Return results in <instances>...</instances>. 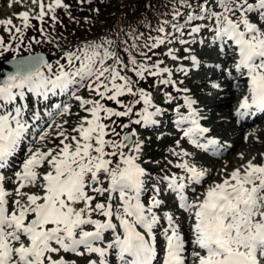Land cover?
Masks as SVG:
<instances>
[{
    "label": "snow or ice",
    "instance_id": "1",
    "mask_svg": "<svg viewBox=\"0 0 264 264\" xmlns=\"http://www.w3.org/2000/svg\"><path fill=\"white\" fill-rule=\"evenodd\" d=\"M32 2L39 3V0ZM177 3L187 12L173 4L171 20H163L155 29L158 34L148 35L142 44L133 42L130 47L137 54L126 48V60L114 49L106 47L111 46L112 41H93L75 51H64L67 64L58 62L56 72L42 55H29L19 59L15 70L0 79V168L16 151L26 131V124L20 118L21 107L9 109L18 99L24 98L25 89L47 95L57 89L65 92L73 86L84 87L88 81L87 88L98 97L75 96L89 115L82 117L73 130L78 136L65 137L72 143L62 140L63 147L55 155L51 150H37L23 162L22 172L17 173L21 183L15 191L26 197L25 203L17 199L13 202L15 207L10 208L6 199L8 193L0 183V264H67L63 257L53 259L51 254L61 249L76 252L80 245H84L88 253L98 254L99 259L89 260V264H107L106 253L114 247L118 248L122 259L126 255L131 257L125 264H153L156 255L154 229L161 220L153 209L162 201L153 197L147 209L141 202L146 172L137 160L143 140L133 139L138 134L131 126L155 124L154 117L161 113L153 103L151 92L139 86L140 81L156 78V85H176L172 79L173 69L163 66L161 59L153 60L161 46L196 43L195 34L205 28L214 33L213 43L218 40L234 43L236 48L233 50L239 57L235 68L248 79L249 95L243 97L240 108L255 106L264 110V27L251 18L256 15L259 20H264V0H212L219 11L210 0H177ZM61 6L67 7L63 0H53L47 7L54 12ZM39 7L36 19L43 20L44 5L39 3ZM185 14L187 19L183 23L176 22ZM18 15L23 18L24 27H28L29 13ZM205 20L214 21V24L193 23ZM0 24L11 25L12 21L0 20ZM185 29H189L187 36L190 39L184 38ZM6 30L11 32L12 29ZM15 31L19 37L13 36V39L23 40L21 29L16 27ZM199 43L203 44L204 40ZM3 47L4 40L0 37V48ZM184 51L190 53L184 59H191L193 67H198L199 61L191 54V49L185 47ZM176 52L177 49L168 47L164 54L178 60L181 57ZM109 60L111 63H106ZM76 62H79L78 66ZM45 68L51 75L45 74ZM178 70L188 71L183 67ZM164 94L169 100L173 99L171 93ZM102 101L115 102L122 110L108 107ZM141 103L143 106L137 110ZM184 103L188 112L185 115L177 108V123L187 122L190 126L184 129V137L205 148L206 145L199 144L196 137L203 136L209 129L201 124L203 117L193 107L195 101L185 96ZM113 117L128 118L127 123L119 124L121 129L128 130L122 136L116 130L117 121ZM106 120L111 123H105ZM109 134L119 139L106 138ZM45 163L50 167L41 178L36 169ZM176 166L185 170L189 182L201 183L207 174L205 169H198L187 161ZM101 175L107 178L108 187L102 186ZM164 180L178 195L179 206L190 213L191 244L195 246L191 264H264V163L249 160L242 169L237 168L222 181L209 185L202 198L192 202L184 195L187 187L184 176L173 174L165 176ZM98 184L101 186H96ZM26 185H35L39 191L22 193L20 189ZM89 191L99 196L107 193V200L94 203L96 196L90 195ZM93 213L106 219H93ZM164 217L168 226L162 233L166 252L163 264H188L185 256L187 241L179 225L170 213H165ZM113 218L119 221L122 233L117 231L118 225ZM85 225H94L95 230L86 231ZM107 230L116 233L114 240L107 247L95 244L105 239ZM53 242L58 247H54Z\"/></svg>",
    "mask_w": 264,
    "mask_h": 264
},
{
    "label": "rangeland",
    "instance_id": "2",
    "mask_svg": "<svg viewBox=\"0 0 264 264\" xmlns=\"http://www.w3.org/2000/svg\"><path fill=\"white\" fill-rule=\"evenodd\" d=\"M39 3H42L44 5V8H45L49 4L53 3V0H39ZM39 3H33L32 0H0V20L6 21L8 19H11V21L13 23V22L19 21L22 18L18 15L21 12H27V10H28L29 11L28 13H39L40 12ZM63 4H65V0H63ZM260 22H261V24H264L263 20H260ZM7 26L8 25H6V24H0V30L3 28H7ZM209 40H210V38H209ZM178 47H179L178 45H175V48H178ZM166 48H168L167 45L164 46V50ZM196 48L198 50L197 51L198 53H201L204 51L206 53H208L209 51H206L207 49L213 50L212 47L209 46L208 39H205L204 44H198V46ZM213 51L214 52H210V54L212 55L211 56L212 58H214L216 50L214 49ZM232 55L233 54H230L227 57L223 56L221 58H223L224 60L229 59ZM165 60H167V61H166L164 66L168 67L169 65L174 63V60H172L170 57L169 58L165 57ZM199 78H201V75L194 76V79H196V80H198ZM159 91L163 92V93L168 92L165 88H161V89L156 88V90L152 94V97L160 99L161 101H164L165 103H168L170 100L165 96V94L158 95ZM213 91H215V89H211V87L205 88L204 84H198L196 93L198 96H200L203 99L204 102L216 103L217 97H214V94L211 95V93ZM239 92H240V89L239 90L235 89L233 91V95L236 96V98H237V95L239 94ZM222 94L223 93L221 92L219 95V99L221 98ZM172 97H173V95H172ZM233 102H228V103L232 104ZM217 103H218V101H217ZM217 103L215 105V108H217ZM230 104L228 107L223 106L222 110L217 109L214 112L212 111L210 114V116H211L210 122L213 124L214 127H216V129H217L216 131L218 133H219V131L220 132L224 131L221 134L223 136H225L224 135L225 132H230V129L228 128V126L225 125V123H227L228 118L230 116L229 114H227L225 112H226V110L230 111V109H231ZM219 115H221V116H219ZM59 122H60L59 126H61L62 124H64V122H69V121H67L65 118H62L61 120H59ZM54 128L55 127H53L52 130H54ZM258 128L259 129L255 133H253L252 135H248V136L245 135L242 137L240 135H238L240 137L238 139H236V143L238 145H237V148L234 152L228 154L227 156H225L219 160H210L209 161V160L204 159V165H208V166H211V168H213L212 171H211V168H207L206 170L210 173L213 172V174L211 175L212 179L206 181V184L200 188L199 193H198L199 198L201 196H203L206 188L209 185L213 184L214 182L222 181L226 177V176L222 175V173H221L222 170L227 169L229 172H232L233 170H235L237 168H242L244 165L247 164V162L249 160H256L257 157L259 158V157H261V155L264 154V127L259 126ZM137 134H138V132H137ZM145 134H146V136L144 137L145 146H144V149L142 147L141 152H140L141 154L145 155L147 150L150 149L152 144L159 145V146L161 145V146L167 147V149H168V145H169V144H167L168 140L167 141H159L156 136L152 135V133L145 132ZM137 136L139 139L140 135L138 134ZM53 137L54 136L52 135L51 138L53 139ZM181 140H182L181 138H178L177 143H175V145H178ZM50 141L51 140L48 139L42 145H37L38 150L40 151L42 149L41 147H47L50 150V148L52 146V141H51V143H50ZM245 147H247L246 149H250L246 153L244 152ZM238 159H239V161H238ZM170 160L172 161V157L170 154L167 153V154H165V157L163 158L162 161H158V162L157 161H151L150 164L155 165V166L158 164H161V166L164 170H168L171 173H173L172 172V166L170 164ZM49 167H50L49 165L45 164L43 166L44 171L47 170ZM183 175H186V172L184 169H183ZM17 184L18 183L14 184V183L9 182V185L14 187V188L17 186ZM29 187L32 188V190L31 189L27 190V188H26V189H23L21 192L22 193H24V192L35 193L36 191H39V188L35 185H30ZM89 194L91 195L90 192H89ZM17 199L21 200V203L26 202V197L20 196L17 193H15L13 200L9 204L10 208L15 207L13 202ZM96 214L97 213H93L92 215L96 216Z\"/></svg>",
    "mask_w": 264,
    "mask_h": 264
},
{
    "label": "trees",
    "instance_id": "3",
    "mask_svg": "<svg viewBox=\"0 0 264 264\" xmlns=\"http://www.w3.org/2000/svg\"><path fill=\"white\" fill-rule=\"evenodd\" d=\"M145 0H138L136 1H129L125 3H116V0H98L97 6L98 9L96 10L95 7H93L92 4L81 2L82 5L76 4L72 5V8L70 12L74 17L76 16V20L74 22L68 23L67 26L70 30V33L72 36H77L78 30H80L81 27H83L85 30L79 31L78 35H82L84 38H90L94 36L91 40L88 42L95 41L96 43H101L105 40H110L113 37V34H111V38H108L107 36H104L101 34L103 33H112L111 30L108 32H104L107 30V27H103V25H100L101 21H104L106 25L111 24L112 18L110 19L108 14L112 11L115 13H118L121 15L120 23L117 25L120 29H123L124 35L128 30L131 31L132 35L135 34V30L138 28L134 27L133 25H129L128 23H131V21L135 22L137 21V16L135 15L133 9L140 8L141 3ZM155 0H150V2L153 4ZM148 2V3H150ZM145 5L147 6L146 2ZM69 12V11H68ZM114 17V16H113ZM134 18V20H133ZM99 36V37H95ZM106 47H109V45H106ZM130 51L135 53V49H129Z\"/></svg>",
    "mask_w": 264,
    "mask_h": 264
},
{
    "label": "bare ground",
    "instance_id": "4",
    "mask_svg": "<svg viewBox=\"0 0 264 264\" xmlns=\"http://www.w3.org/2000/svg\"><path fill=\"white\" fill-rule=\"evenodd\" d=\"M229 54H224V55H221L219 54L220 57H227ZM17 62V61H16ZM16 62L14 63H9V64H6L7 67H11V66H16ZM237 86H241V83H237ZM239 90V88H237ZM235 89H231V87L228 85V82H226V86L224 87V89L221 91L223 94L221 95V98L218 100V103H217V109H222L223 106H226L228 107L230 103L228 102H233V101H236L237 98L236 96L233 95V91ZM241 91V89H240ZM243 91V90H242ZM220 92V93H221ZM206 114V113H205ZM207 124H209V122L207 121ZM224 134V133H223ZM225 136L227 135L226 133L224 134ZM135 139H138V136L135 137ZM200 164L202 165L203 164V161H199ZM202 190V189H201Z\"/></svg>",
    "mask_w": 264,
    "mask_h": 264
},
{
    "label": "water",
    "instance_id": "5",
    "mask_svg": "<svg viewBox=\"0 0 264 264\" xmlns=\"http://www.w3.org/2000/svg\"><path fill=\"white\" fill-rule=\"evenodd\" d=\"M39 55H42L44 57V59L46 58V56L44 54H39ZM1 69H2V73H3V79H4L8 75V72L6 70H8L9 68L6 66V63H3L1 65Z\"/></svg>",
    "mask_w": 264,
    "mask_h": 264
}]
</instances>
